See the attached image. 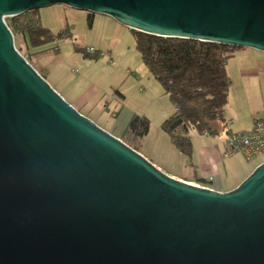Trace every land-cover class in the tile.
<instances>
[{
	"label": "water",
	"instance_id": "1",
	"mask_svg": "<svg viewBox=\"0 0 264 264\" xmlns=\"http://www.w3.org/2000/svg\"><path fill=\"white\" fill-rule=\"evenodd\" d=\"M53 4L264 52V0H0V264H264V162L220 192L81 113L6 21Z\"/></svg>",
	"mask_w": 264,
	"mask_h": 264
},
{
	"label": "rangeland",
	"instance_id": "2",
	"mask_svg": "<svg viewBox=\"0 0 264 264\" xmlns=\"http://www.w3.org/2000/svg\"><path fill=\"white\" fill-rule=\"evenodd\" d=\"M35 13L43 28L55 35H63L35 48L29 45L20 29H13L16 47L30 59L32 65L46 75L68 102L87 97L88 102L82 108L77 105V109L124 142V135L118 127H122L131 115L147 117L150 121L148 135L141 139L128 137L130 144L140 153L144 152L157 167L161 165L165 170L172 171L180 167L186 156L180 154L162 128L164 121L173 115L175 107L144 64L132 30L107 15L64 4L42 7ZM28 18L32 17L19 16L15 19L21 25ZM90 48L94 51L91 52ZM240 61L237 56L228 63L231 86L227 122L217 123L220 133L216 138L226 137L231 126H234V132L238 125L248 129L253 115H264V111L253 112L256 108L250 106L254 100L248 102V106L246 104L244 85L247 83L236 75ZM230 118L234 119L233 122ZM116 124L118 127H114ZM207 136L213 137L209 134L204 136L194 128L190 131L192 142L198 143ZM255 161L247 160L242 152L227 156V169L221 166L224 184L239 185L254 171ZM192 182L204 186L195 179Z\"/></svg>",
	"mask_w": 264,
	"mask_h": 264
},
{
	"label": "trees",
	"instance_id": "3",
	"mask_svg": "<svg viewBox=\"0 0 264 264\" xmlns=\"http://www.w3.org/2000/svg\"><path fill=\"white\" fill-rule=\"evenodd\" d=\"M35 10L13 16L7 22L12 30L22 31L29 45L40 48L63 34L55 35L49 29L43 28ZM19 16L32 18L20 25L15 19ZM131 30L144 64L175 107V112L164 121L162 128L169 134L176 148L183 155L191 157L194 150L190 137L192 128L200 133L217 136L220 133L217 123L227 122L226 109L231 86L227 65L241 47L188 38L162 37ZM40 74L47 79L46 75L41 72ZM149 131V119L133 115L123 132V138L132 146L128 137L141 139ZM197 181L204 186L210 183V180L203 178Z\"/></svg>",
	"mask_w": 264,
	"mask_h": 264
},
{
	"label": "crops",
	"instance_id": "4",
	"mask_svg": "<svg viewBox=\"0 0 264 264\" xmlns=\"http://www.w3.org/2000/svg\"><path fill=\"white\" fill-rule=\"evenodd\" d=\"M106 17L117 22L116 20H114L109 16ZM237 56L239 61L240 60L241 61L238 62L239 65L237 67L238 71L236 75L238 76V78L241 79L242 82L245 81L247 83V85H244L246 91L244 97L245 100H247L246 104L248 106L249 104L248 102L254 100L255 102L250 106L256 108L253 110V112L264 111V52L251 48H240L235 52L234 57ZM227 70L229 73L228 65H227ZM87 102H88L87 97H84V98H79L76 101L74 100V102H72L71 104H73L75 107L78 105L79 107L82 108ZM132 116L133 115H131V118ZM255 116L253 115V121L248 129H250L253 126V123L256 119H264V115L260 117H255ZM226 117H227V109H226ZM131 118L129 116V120L124 122V124H122L123 125L122 127H118L117 124L114 125V127H118V130H120L123 133ZM230 120H232L233 122L234 119L230 118ZM233 128L234 126H231L230 130L233 131L232 130ZM248 129H245V127L238 125L236 132L242 130H248ZM193 144H194L193 145L194 150L191 157L188 156L184 157L183 160L185 161L181 163L180 167H177L176 170L174 169L175 171L165 170L161 165L158 164L157 165L159 166V168H161L169 175L177 179L188 181L190 183H193L192 181L194 179L196 182H198L197 180L199 178L210 180V183L208 185H205L204 187H209L220 192H228L235 189L238 184L234 186H229L227 184H224L222 178L223 167L221 166L223 165L225 169H227L225 165L226 156L224 155L226 151L225 136H222V138H216V136L208 137L202 141H198V143L193 142ZM142 154L147 158H149L144 152H142ZM180 154L183 155L181 152ZM150 160L156 165V163L152 159ZM255 160L256 161L253 169L256 168L262 162H264V154L262 155V157H259Z\"/></svg>",
	"mask_w": 264,
	"mask_h": 264
},
{
	"label": "built area",
	"instance_id": "5",
	"mask_svg": "<svg viewBox=\"0 0 264 264\" xmlns=\"http://www.w3.org/2000/svg\"><path fill=\"white\" fill-rule=\"evenodd\" d=\"M91 52L93 48L89 49ZM204 135H207L204 133ZM226 151L224 155L231 156L242 152L247 160H254L264 154V119H256L248 130L227 131L225 137Z\"/></svg>",
	"mask_w": 264,
	"mask_h": 264
},
{
	"label": "bare ground",
	"instance_id": "6",
	"mask_svg": "<svg viewBox=\"0 0 264 264\" xmlns=\"http://www.w3.org/2000/svg\"><path fill=\"white\" fill-rule=\"evenodd\" d=\"M191 184H193V183H191Z\"/></svg>",
	"mask_w": 264,
	"mask_h": 264
}]
</instances>
